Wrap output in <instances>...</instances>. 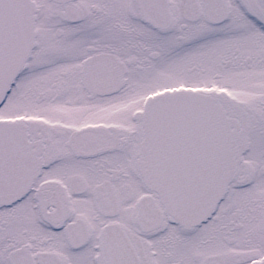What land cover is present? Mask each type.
Segmentation results:
<instances>
[{
  "label": "snow or ice",
  "instance_id": "6c2138e0",
  "mask_svg": "<svg viewBox=\"0 0 264 264\" xmlns=\"http://www.w3.org/2000/svg\"><path fill=\"white\" fill-rule=\"evenodd\" d=\"M0 264H264V0H0Z\"/></svg>",
  "mask_w": 264,
  "mask_h": 264
}]
</instances>
